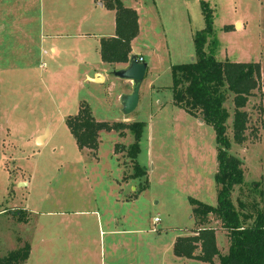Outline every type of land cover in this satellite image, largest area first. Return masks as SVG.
<instances>
[{
  "label": "rangeland",
  "instance_id": "obj_1",
  "mask_svg": "<svg viewBox=\"0 0 264 264\" xmlns=\"http://www.w3.org/2000/svg\"><path fill=\"white\" fill-rule=\"evenodd\" d=\"M150 1L136 0L143 31L135 53L143 54L148 71L136 109L123 116L117 96L128 85L116 88L112 76L105 85H79L65 56L50 60L43 22L74 33L75 27L60 23H75L90 0H0V258L29 246L26 264H203L176 258L172 248L196 229L189 199L217 204L215 134L175 108L170 91V68L195 58L192 33L205 28L201 3L187 0L186 15L156 22ZM201 1L212 10L216 58L264 66V0ZM262 73L259 91L245 107L243 145L233 143L227 121L229 154L242 162L245 187L231 197L237 210L244 205L248 219L264 214ZM231 99L224 105L229 114ZM78 103L100 123H145L135 160L145 177L122 181L135 175L130 132L122 139L100 133L95 152L76 147L65 121L77 114ZM46 133L38 147L36 139ZM117 144L126 147L124 153L114 155ZM210 221L218 251L226 255L228 234L214 217Z\"/></svg>",
  "mask_w": 264,
  "mask_h": 264
},
{
  "label": "trees",
  "instance_id": "obj_2",
  "mask_svg": "<svg viewBox=\"0 0 264 264\" xmlns=\"http://www.w3.org/2000/svg\"><path fill=\"white\" fill-rule=\"evenodd\" d=\"M201 3L205 28L193 34L194 60L188 64H177L170 68L173 106L183 110L211 127L215 134L217 171L213 180L216 183L217 204L208 206L199 200L189 199L191 216L196 229L192 236H180L173 244L172 252L176 258H185L203 264H264V214L257 212L252 219L241 213L244 205L237 210L232 201V193L243 187L242 162L229 154L231 144L227 138L230 120L232 141L243 145L248 129L246 105L250 97L259 91L261 78L258 63H236L220 61L216 58L217 40L214 37L212 10L203 1ZM110 11L115 12V36L100 41L99 55L102 62L109 65H122L128 62L131 42L138 35L137 14L125 8L121 0H100ZM226 31V29H224ZM233 112L229 114L224 107L230 99ZM66 128L80 150L95 152L98 150L100 133L115 132L122 139L130 132L133 143L127 148L134 176L127 179L145 177L144 169L135 163L140 153V140L145 123H100L95 121L92 112L85 104H80L77 114L65 121ZM116 152L124 153L126 147L115 145ZM256 190L258 184H253ZM147 183L141 187L143 192ZM261 196V193H259ZM210 217L220 223L221 229L228 234L229 246L226 255L218 251L216 233L210 226ZM252 220L250 225L246 221ZM30 248L24 246L18 251L8 252L0 258V264H23L29 258ZM218 262L215 263V259Z\"/></svg>",
  "mask_w": 264,
  "mask_h": 264
},
{
  "label": "crops",
  "instance_id": "obj_3",
  "mask_svg": "<svg viewBox=\"0 0 264 264\" xmlns=\"http://www.w3.org/2000/svg\"><path fill=\"white\" fill-rule=\"evenodd\" d=\"M187 2H188L187 0H151L148 9L153 20L156 22L161 20L163 21L165 18H168V20H174L176 16L186 15L187 13L186 11L188 9ZM121 3L122 5H124L125 8L132 9L137 14L139 32L137 37L133 39V41L131 42L130 55H134L135 57H137L138 60L142 59V62L146 63L147 65L146 68V72H147L148 63L146 62L145 57H143L142 53H138V54L135 53V45L139 41L138 39L142 35V31H143L140 22L141 18L139 16L141 5L137 4L136 0L130 1L129 2L130 5H126L125 0H121ZM160 4H162V6ZM145 6H147V4H145ZM83 10L84 12L79 14L78 20L75 23H72L70 21L60 23V25H66L67 29L69 27L70 29H72V31L74 30L73 27H75V29L77 30L74 33H70L66 30H62V26L60 27L56 26V28L53 29L54 27L53 24H48V23L46 24L45 22H43V29L49 33L45 36V38L46 40L48 39L51 42L50 52L52 53V57L50 60L52 59L56 60L58 56L59 57L65 56L70 64L69 68L73 69L75 73L74 77L78 82L77 84L79 85H84L87 83H91L94 85H105L108 81V76H110V72L114 70H121L126 65V64L109 65L106 63L104 64L99 55L100 42H101L100 40L104 38H113L115 36V29H116L115 12L108 10L101 2H99V0H90L89 6L87 8H84ZM237 25H240V28L242 26L241 23L239 22L236 23V27ZM163 33L165 34L164 30ZM60 41H66L68 48H64L65 46L63 47V45L61 44L62 42ZM192 43H193V38H192ZM193 55H194V51H193ZM258 64L260 65V72L262 77L263 76L262 71L264 70V66L262 65V63H258ZM53 72H55V69ZM96 75L102 77L101 83H95L90 81V79L95 78ZM114 80L115 83H113V85L116 86V88H123L125 85H128L129 87V90L123 89V91H121L118 94L117 100L119 101L120 97L123 96V94L130 93V84L124 81L121 82L115 78ZM125 121L128 120H124V121L122 120L120 122H125ZM200 123L202 122L200 121ZM25 210L27 211L26 207ZM27 261L28 259L23 264H26Z\"/></svg>",
  "mask_w": 264,
  "mask_h": 264
},
{
  "label": "water",
  "instance_id": "obj_4",
  "mask_svg": "<svg viewBox=\"0 0 264 264\" xmlns=\"http://www.w3.org/2000/svg\"><path fill=\"white\" fill-rule=\"evenodd\" d=\"M128 58V62L121 70H114L110 72V76H113L115 79L121 82L124 81L130 84V93L123 94V96H121L119 100L121 113L123 116H128L132 114L136 109L139 102V90L145 78V72L147 68L146 63L141 62L134 55H129ZM90 81L95 83H101L102 77L96 75V77L90 79ZM46 137L47 133L45 135L39 136L36 139V145L38 147L42 146Z\"/></svg>",
  "mask_w": 264,
  "mask_h": 264
},
{
  "label": "built area",
  "instance_id": "obj_5",
  "mask_svg": "<svg viewBox=\"0 0 264 264\" xmlns=\"http://www.w3.org/2000/svg\"><path fill=\"white\" fill-rule=\"evenodd\" d=\"M140 61L142 62V59H140ZM157 222H158V221L155 219V220H154V223H157Z\"/></svg>",
  "mask_w": 264,
  "mask_h": 264
}]
</instances>
